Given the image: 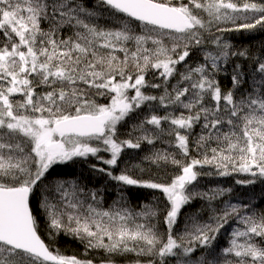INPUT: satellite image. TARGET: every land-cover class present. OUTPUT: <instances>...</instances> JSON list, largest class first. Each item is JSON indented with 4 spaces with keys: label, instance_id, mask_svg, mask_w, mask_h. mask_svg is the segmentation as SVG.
Returning <instances> with one entry per match:
<instances>
[{
    "label": "snow or ice",
    "instance_id": "1",
    "mask_svg": "<svg viewBox=\"0 0 264 264\" xmlns=\"http://www.w3.org/2000/svg\"><path fill=\"white\" fill-rule=\"evenodd\" d=\"M257 30L264 0H0V264H264V188L218 181L264 186V45L224 35Z\"/></svg>",
    "mask_w": 264,
    "mask_h": 264
},
{
    "label": "trees",
    "instance_id": "2",
    "mask_svg": "<svg viewBox=\"0 0 264 264\" xmlns=\"http://www.w3.org/2000/svg\"><path fill=\"white\" fill-rule=\"evenodd\" d=\"M228 39L232 41L234 45L241 48H250V49H258L261 47V45H264V31H252V32H232V33H226L224 34ZM223 83L227 84L228 82L225 80ZM80 173H83L84 176H88V170L86 168H82L80 165H65V166H59L56 171L52 173V177H65L68 179L73 178V174H75L76 177L80 175ZM235 178H244L242 176L239 177H225V178H218L219 183L222 186L225 187H233L239 189L241 192L247 191L251 192L253 189L255 190L256 195V201H259L261 198V190L264 188V186L257 184L254 186H250L248 189L241 188L240 186H237L234 184ZM103 180V177H101L99 180H91L90 184H97L101 183ZM103 186V185H102ZM132 201L133 203H137L138 199H149V193L147 190L143 189H132ZM39 197H36V200H38ZM36 200L33 201V207L36 210L37 214L39 215V218L41 220V223H45L44 216L42 214V210L39 208L38 204L36 203ZM105 207L107 204H110L112 202L111 196L105 197ZM255 202V201H254ZM41 236L42 238L52 247L53 249H59V251L65 255H77V256H83L84 254V248L83 245L76 239L67 237V236H59L55 240L50 239L46 231L42 228L41 230ZM228 237L226 234H222L221 237H219V242L221 244L226 243Z\"/></svg>",
    "mask_w": 264,
    "mask_h": 264
}]
</instances>
